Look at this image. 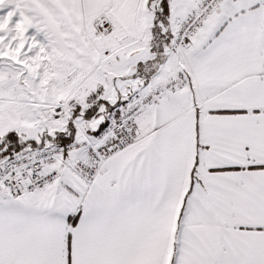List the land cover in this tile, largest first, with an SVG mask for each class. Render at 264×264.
Returning <instances> with one entry per match:
<instances>
[{"label":"snow or ice","instance_id":"snow-or-ice-1","mask_svg":"<svg viewBox=\"0 0 264 264\" xmlns=\"http://www.w3.org/2000/svg\"><path fill=\"white\" fill-rule=\"evenodd\" d=\"M0 264H264V0H0Z\"/></svg>","mask_w":264,"mask_h":264}]
</instances>
